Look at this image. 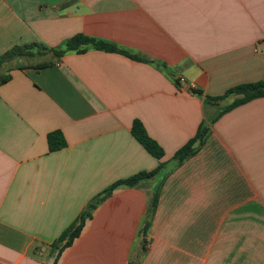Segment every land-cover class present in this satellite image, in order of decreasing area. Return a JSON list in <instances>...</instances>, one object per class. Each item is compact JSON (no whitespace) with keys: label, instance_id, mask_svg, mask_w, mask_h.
<instances>
[{"label":"crops","instance_id":"1","mask_svg":"<svg viewBox=\"0 0 264 264\" xmlns=\"http://www.w3.org/2000/svg\"><path fill=\"white\" fill-rule=\"evenodd\" d=\"M77 35L143 60L89 48L9 71L0 85V264H54V242L94 197L161 164L157 177L101 204L57 264H264V98L221 117L168 174L200 125L233 101L206 107V96L264 81V0H0V56ZM136 121L161 160L133 135ZM53 132L66 147L52 152Z\"/></svg>","mask_w":264,"mask_h":264},{"label":"trees","instance_id":"2","mask_svg":"<svg viewBox=\"0 0 264 264\" xmlns=\"http://www.w3.org/2000/svg\"><path fill=\"white\" fill-rule=\"evenodd\" d=\"M89 48H97L104 51L109 52H119L125 54L135 60L142 61L139 56L132 55L128 52L119 50L116 46L98 41L96 39H92L83 35H77L70 40H68L65 44L58 48H50L42 43H34L24 46H16L9 50L4 55L0 56V70L4 68L6 65L15 62L18 59H31L35 60L40 57H44L50 55L51 58L47 61L39 62L37 64H30L32 67L37 69H43L49 67L53 64L54 59H60L64 55L73 52H85ZM153 63V62H152ZM29 65V66H30ZM157 66L163 68L162 64L156 63ZM22 64H17L8 69L7 75H3L0 77V85L7 83L10 80V75L8 74L13 68H23ZM179 85L178 80L176 81ZM264 98V81L257 83H246L238 85L234 88L228 90L224 95L218 97H210L206 96L205 105L207 106H220L222 103L228 101L229 99H233V101L219 109L217 115L207 118L204 121L194 138H192L183 148H181L176 155L174 156V168L168 172L171 173L173 170L177 169L181 165H183L186 161L193 158L200 149L206 144L210 133L212 132V126L224 115L233 111L234 109L245 105L251 101ZM133 135L138 139V141L148 150L150 154H152L158 160H161L164 157L163 149L152 140L148 134L142 123L136 121L133 125L132 129ZM48 142L50 151H57L64 147H66V141L61 132H53L48 136ZM166 169V164H161L157 169L151 172H141L136 174L128 179L120 180L110 186L108 189L103 191L94 197L81 212L79 217L74 221V223L60 236L56 242H54V247L59 249V256L54 264H57L61 254L67 248L72 246L74 241L80 237L82 230L84 229L88 220L92 219L94 212L98 209V207L103 204L116 190L126 187V188H136L139 187L142 183L150 181L161 174ZM167 174V175H168ZM159 193L160 189H157L152 195L151 201L148 205L146 217L144 220V226L140 230V236H143V248L142 254L147 251V240L145 238L148 235V231L154 219L155 213L157 211L158 202H159ZM128 264H139V260L135 259L130 261Z\"/></svg>","mask_w":264,"mask_h":264},{"label":"rangeland","instance_id":"3","mask_svg":"<svg viewBox=\"0 0 264 264\" xmlns=\"http://www.w3.org/2000/svg\"><path fill=\"white\" fill-rule=\"evenodd\" d=\"M50 58H51V56L50 55H47V56L40 57V58L35 59V60H31V59H18L15 62H13L11 64H8L4 68H2L0 70V77L3 76V75H7L8 69L11 68V67H13V66H15V65H17V64H22V65L37 64L39 62L47 61Z\"/></svg>","mask_w":264,"mask_h":264},{"label":"built area","instance_id":"4","mask_svg":"<svg viewBox=\"0 0 264 264\" xmlns=\"http://www.w3.org/2000/svg\"><path fill=\"white\" fill-rule=\"evenodd\" d=\"M178 82H179V85H183V86H188L189 85L188 88H189L190 91H196L197 90L196 85L194 83L187 84V80L184 77L178 78Z\"/></svg>","mask_w":264,"mask_h":264}]
</instances>
